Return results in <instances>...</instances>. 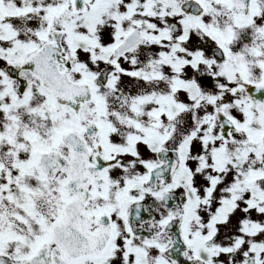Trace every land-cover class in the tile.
<instances>
[{"label": "flooded vegetation", "instance_id": "flooded-vegetation-1", "mask_svg": "<svg viewBox=\"0 0 264 264\" xmlns=\"http://www.w3.org/2000/svg\"><path fill=\"white\" fill-rule=\"evenodd\" d=\"M73 2L0 0V264H122L112 240L101 259L68 262L50 235L75 192L83 190L74 178L96 167L101 171L76 213L89 233L109 230L113 237L114 227H128L131 206L145 201L153 220L140 218L136 228L177 217L183 235L190 210L197 222L209 223L214 238L221 226L226 229L216 245H200L189 257L198 264H230V209L203 204L188 189L185 179L202 174L204 156L200 149L193 165L188 141L201 135L202 98L230 94V64L216 61L211 51L219 45L220 18L229 24L249 20L245 30L256 32L264 18L261 0L251 1L245 17L227 0ZM107 31L110 38L102 43ZM130 33L144 42L113 57ZM106 68L107 78L100 76ZM202 77L210 78L212 89L202 86ZM74 83L91 92V100L78 108L71 99ZM227 98L215 105L228 108ZM216 114L212 124L218 132ZM162 149L178 156L168 186L162 178L169 175L171 157L161 161ZM154 169V189H145ZM197 191L203 194L202 184ZM182 193L185 205L162 207L163 195ZM168 236L159 233L151 243Z\"/></svg>", "mask_w": 264, "mask_h": 264}, {"label": "rangeland", "instance_id": "rangeland-1", "mask_svg": "<svg viewBox=\"0 0 264 264\" xmlns=\"http://www.w3.org/2000/svg\"><path fill=\"white\" fill-rule=\"evenodd\" d=\"M259 1L260 0H257V2ZM261 4L264 8V0H261ZM221 29L225 35L230 36V42L228 43V46L230 49V61L233 65L234 72L240 76V79L242 81L244 80L246 81L255 80V82L258 81L261 77L260 73L264 72V58H261L259 56L253 58L250 54L248 53L244 54L241 50V37L246 42V47L248 49H251L249 42H252V36L247 37L246 35L245 37V35L243 34L242 36H240V34L234 30V25L232 23L231 24L224 23L221 26ZM229 29H230V35L228 34ZM252 34L254 36V40H257L256 38L257 35H255V33L253 32ZM109 38H110V34L107 31L106 36L102 38V43L108 42ZM232 78L233 77L230 76V81H232ZM232 104L234 106L232 111L233 113L237 114L236 118L240 123H243L244 121L240 118L238 112L243 113L245 116H249L251 120L254 119L258 120L255 112L252 110L251 107L245 104L243 98L234 97L232 99ZM227 109L230 110V105ZM209 127H210L209 121L205 120V125L201 128L204 129V131L200 133L202 134L208 133ZM256 131H258V129ZM242 144H243V137L235 136L234 141L230 143V146L240 147ZM194 145H195V149L197 148L200 149L201 147V144L199 142ZM245 146L246 148L242 146L238 151L230 150V190H228V185H227L228 177L224 176L223 178L218 179V181L221 184L220 187L218 185V190H217L218 194L222 195L226 199L230 197V208H231L230 223L227 225L228 227H230V264H239L241 262L243 263V260L247 256H249L248 251H249L250 243L252 245H259L260 247L264 248V208H262L259 203L254 207V209L249 210L248 207V203H251L252 201L258 202L256 198H253V200H251L252 198L250 199V196H248L250 189L252 190V181L250 178L249 170L252 165L254 166L255 169L259 170L261 164L259 161L256 162L252 161L251 155L254 150L252 149L253 145H251L250 147L248 145ZM262 169L264 170V162ZM260 176L263 175L261 174ZM192 181L195 188L196 185L194 182V178L192 179ZM254 184L258 186L256 189H259L262 192V195H260V193L259 195L256 194L257 197L264 199V176L258 178V180H255ZM216 193H214L211 200L208 201V205L216 202V199L213 198ZM262 203H264V200L262 201ZM244 222L246 223L247 226L246 232L251 235V239H249L246 235V232H244V228H243V225L245 224ZM186 227L190 234V235H186L187 236L186 241L189 242L190 240L196 239L197 237L192 234L195 228L194 222L188 223ZM221 228H223V230H221L220 235L224 233L226 229L224 228V226L223 227L221 226ZM153 229H152L153 234L158 237H159V233L162 234V231H164L163 227L161 228V226H153ZM220 235L218 236L219 239L221 237ZM243 236H246L247 238ZM166 242H167V238H165L164 242L158 245L153 244L152 246L146 247L147 258L153 261L155 257V251H157L159 247L164 248L162 246H166ZM216 244L217 243H215V245ZM120 252L121 251L117 252L116 256ZM262 252L264 254V249ZM257 256L258 257L255 256L254 257L258 261L260 260V256L259 255ZM120 259L122 264H132L133 262L132 257L129 255L126 256L124 254H120Z\"/></svg>", "mask_w": 264, "mask_h": 264}, {"label": "water", "instance_id": "water-1", "mask_svg": "<svg viewBox=\"0 0 264 264\" xmlns=\"http://www.w3.org/2000/svg\"><path fill=\"white\" fill-rule=\"evenodd\" d=\"M209 87V85L207 86ZM261 87H253L248 90V94L250 95L252 103L260 110V102H261ZM260 112H263L261 108ZM166 229L173 233V242L171 246L164 252V255L172 261L173 264H194L193 261L189 260L186 257L187 248L183 244L178 228H177V221H171L167 226ZM138 234V233H136ZM149 236V233H147ZM78 252L82 253H89L93 250L88 248L87 246L76 247Z\"/></svg>", "mask_w": 264, "mask_h": 264}]
</instances>
